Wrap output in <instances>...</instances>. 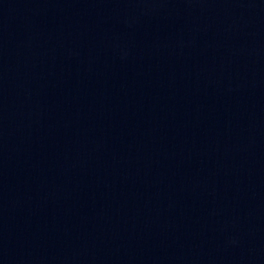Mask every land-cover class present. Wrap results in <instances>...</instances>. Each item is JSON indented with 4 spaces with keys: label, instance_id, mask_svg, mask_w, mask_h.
<instances>
[{
    "label": "water",
    "instance_id": "water-1",
    "mask_svg": "<svg viewBox=\"0 0 264 264\" xmlns=\"http://www.w3.org/2000/svg\"><path fill=\"white\" fill-rule=\"evenodd\" d=\"M261 211L264 0H0L1 235Z\"/></svg>",
    "mask_w": 264,
    "mask_h": 264
}]
</instances>
